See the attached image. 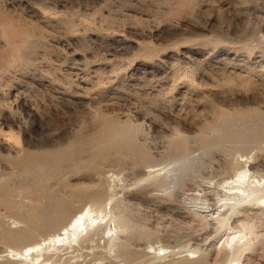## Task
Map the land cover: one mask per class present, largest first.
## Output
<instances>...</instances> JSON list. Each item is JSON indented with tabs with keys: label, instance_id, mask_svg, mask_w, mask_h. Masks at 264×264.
<instances>
[{
	"label": "rangeland",
	"instance_id": "374dc122",
	"mask_svg": "<svg viewBox=\"0 0 264 264\" xmlns=\"http://www.w3.org/2000/svg\"><path fill=\"white\" fill-rule=\"evenodd\" d=\"M240 154L264 173V0H0V264L117 193L123 256L56 264H227L194 201L218 207Z\"/></svg>",
	"mask_w": 264,
	"mask_h": 264
},
{
	"label": "bare ground",
	"instance_id": "6f19581e",
	"mask_svg": "<svg viewBox=\"0 0 264 264\" xmlns=\"http://www.w3.org/2000/svg\"><path fill=\"white\" fill-rule=\"evenodd\" d=\"M247 158H248L247 156L245 157V155L240 154L238 161L241 164V167L238 168L234 172L233 175L231 174V176L225 178L223 181L221 180L222 183H219L220 187H222L220 191L222 192L224 191V193L221 192L222 194L218 193L219 195L217 194L215 195V196H218V205L216 204L218 207L213 208L208 203V200L206 201L204 198H203L204 200L199 198L203 202L197 203L196 201H194L195 205L198 206V211L204 214L203 220L216 221V224H219L217 225V227L220 226L221 231H223L224 234L223 233L222 234L223 236H225V238L221 245H222V248L225 249L226 255L228 257L227 264H245L243 260L244 256L254 249L255 244L259 240L260 234L257 231L256 222L250 223V221L247 220L248 219L247 214H246L247 210H255L256 213L260 212V217L264 218V173L263 172L261 173L258 170H252L253 167L251 168V165L249 164L251 161L248 160ZM59 159L58 161H60ZM172 163H169V164H172ZM171 169L170 167L168 168V165L163 166V167L153 166L149 169L148 176L150 178L151 176L161 175L163 172L164 173L163 175L164 176L166 175L167 177L169 173L171 172ZM110 178H112V182H113V184H111L112 186L110 185L112 189L111 188L110 189L114 191V188H116V186H119L118 184L120 182L119 181L120 179H118L117 176L114 177V174H112ZM165 181L167 182V180ZM216 191H213V192L216 193ZM117 194L110 196L106 201L98 199L100 197L97 196L98 198L95 201L92 200L93 201L92 203L87 204L77 214H75L68 221H66V223L63 226H61L59 230L57 229V231L51 234L49 233V235L45 237H41V239L38 241L34 240V242L27 244L22 248L9 247L4 253H2L3 256H7L8 259L13 261L14 263L16 262V264L17 263L18 264L19 263L20 264H56L58 261L53 260V257L57 253V251H60L63 249V250H70V252H74L77 250H83L84 248H89L90 250H97V253L99 254H101V251L107 254L114 252V256L117 257V259L118 257H122L124 254L122 237L125 236V234L127 233L129 229V223L131 222H129V218L126 217V215L121 214L118 206L115 204V197ZM56 199L57 197L54 200ZM60 199L61 198H59V202H60ZM63 200L64 199L62 198V201ZM66 200H64V202ZM51 206H53V204ZM51 208L52 207H50L49 209ZM41 210H43V208H41ZM51 210L49 211L52 213L54 209L52 211ZM58 210H59V207H58ZM50 215H47V217L48 216L51 217ZM55 215L57 216V214ZM41 216L43 217V215ZM54 216H52V218ZM45 219L48 220L47 218ZM232 219L233 221L237 220L240 225H234L233 223H236V222H232ZM13 221H16V220H13ZM50 221L51 223L53 222L52 220ZM45 222L42 221V223H45ZM220 228H218V230H220ZM127 235L129 234L127 233ZM86 243H88L87 246L85 245ZM159 248L160 250H165V251L168 249V247L166 248L164 246H159ZM168 251L175 252L174 250L171 251L170 248ZM188 251L197 253L199 251V248L188 250ZM50 253L52 254L50 255ZM155 254L157 256L159 253L156 252ZM66 255L67 254H65V256ZM56 256H59V255H56ZM72 258H74V256ZM102 260H104V256ZM64 263L66 262L64 261Z\"/></svg>",
	"mask_w": 264,
	"mask_h": 264
}]
</instances>
